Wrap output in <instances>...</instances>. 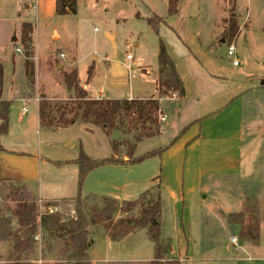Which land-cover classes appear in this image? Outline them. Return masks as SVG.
I'll list each match as a JSON object with an SVG mask.
<instances>
[{
  "label": "rangeland",
  "instance_id": "374dc122",
  "mask_svg": "<svg viewBox=\"0 0 264 264\" xmlns=\"http://www.w3.org/2000/svg\"><path fill=\"white\" fill-rule=\"evenodd\" d=\"M54 2L0 0V65L5 70L2 98L10 102V113L16 121L23 105L18 99L27 100L25 108L29 113L22 120L26 122L37 109V103L31 100L36 88L45 85L51 95L62 98L67 91L58 87V83L72 71L77 73L80 85H86L94 96L101 87L105 93L109 92L111 87L104 83L109 62L115 68L113 78L122 86L115 94L106 93L104 97L127 96L131 88L135 94L146 96L142 100L155 98L157 91L154 92L153 86L155 81L157 87L160 42L183 82L187 97L182 100L177 94H169L161 99L160 109L167 115L164 123L158 118L161 134L143 139L132 155L129 144L138 129L134 122L126 121L109 135L83 123L59 130L60 116L56 112L66 113L64 104L70 102L52 103L41 116L40 135L33 132L23 143L27 151H40L45 161L61 162L78 158L80 152L96 161L112 157L127 161L125 156L140 159L163 150L134 164L106 165L98 167L101 172L90 171L82 187L83 212L87 218L92 221V207L102 197L119 203L134 201L155 185H166L162 189L160 217L161 236L171 242L166 261L264 264V113L260 114L263 109L259 107L260 113L250 115L251 103L244 102L242 137L228 154L217 152L210 142L195 145L197 138L192 136L193 131L185 135L195 126L200 132L201 120L221 109L230 91H247L251 96V88L264 81V0H177L176 16L168 14V0H77L76 14L63 16L55 14ZM230 19H235L238 27L231 42L225 34ZM21 20L34 26L33 79L25 75L21 26H18ZM150 21L156 24L154 28ZM224 38L225 42H220ZM230 44L235 48L238 67L233 66V58L227 55ZM90 67L92 77L87 81ZM263 99L264 93L257 96V101ZM220 119L215 124H220ZM173 121L179 123L180 133L176 137L170 136L171 129L166 126ZM173 132L174 136L178 133ZM176 143L182 144L181 151L163 157L165 150ZM215 169L222 170L216 180L209 176ZM39 174L40 183L38 180L31 186L24 183L37 199L49 201L48 193H57L62 200L77 196L76 184L72 188L61 184L57 173H51L45 165ZM151 177L157 180L153 182ZM7 182L0 183V218L11 216L15 206L12 193L21 188L19 182ZM158 193L161 190H154L145 204L150 205ZM73 207L74 203L68 201L55 209L57 213L73 216ZM140 213L137 208L128 214L114 215V220L139 218ZM236 214L242 215V223L229 218ZM246 226L251 227L252 239L248 236L242 239ZM10 228L16 230L14 220ZM87 230L92 243L90 264H149L154 260L155 247L145 230L136 231L120 242L110 241L106 227L98 222L90 223ZM49 234L39 226L31 264H66L60 250L63 240L52 239ZM12 244L11 236L0 239V264L5 262Z\"/></svg>",
  "mask_w": 264,
  "mask_h": 264
},
{
  "label": "trees",
  "instance_id": "16d2710c",
  "mask_svg": "<svg viewBox=\"0 0 264 264\" xmlns=\"http://www.w3.org/2000/svg\"><path fill=\"white\" fill-rule=\"evenodd\" d=\"M177 3V0H168V14L170 16L177 15ZM76 10L77 0H55V13L58 16L74 15ZM230 21V26L225 32L230 37L228 39L229 42L232 41V37L238 30L235 19H230ZM150 24H152L151 21ZM155 25V23L152 24L153 28ZM33 32L34 26L31 22H23L21 24L20 45L24 50V68L28 79H33L34 77V64L32 62L34 57ZM157 64V96L147 100L91 99L80 86L75 71L65 74L63 82L66 89L73 93L74 101H72L73 103L64 104L67 113L64 110L58 111L60 114L58 127H69L74 121H79L85 125L97 127L103 133L109 135L113 129L123 126L126 121L134 122L138 129L136 128L137 134L134 136L133 142L129 144V154L132 155L136 145L143 139L161 134L160 126L158 125V118L161 114V99L169 94H177L180 97L184 95L183 83L162 42H160L159 46ZM92 71V67L87 70V81L92 77ZM2 86L3 67L0 65V154L3 151L1 138L7 135L9 130L10 111V102L1 99ZM45 105V103H40L39 105L40 117L45 112ZM65 114H67L66 117H64ZM162 151L147 154L140 159H132L125 156L128 159L127 161L119 160L115 157L96 161L89 159L83 152H80L75 162L78 166L77 196L74 199L42 201L44 212L41 216H39L36 196L31 194L26 185L20 184L21 188L19 191L14 189L12 193L15 206L11 209V216L0 218V239L6 240L11 236L13 240L11 249L3 264H31L36 249V237L39 226H42L46 232L50 233V238L63 240V247L60 250L61 257L66 264H90L89 249L92 243L88 238L87 227L90 223L94 224L97 222L106 227L108 239L114 242H119L136 231L145 230L148 240L155 247L154 260L149 264H180L178 260H165L171 251V242L161 236L162 200L160 193L156 195L155 200L150 205L145 204L147 197L154 190L158 189L160 191L161 186L159 184L155 185L151 191L148 190L141 194L134 201L119 203L108 197H102L98 204L99 206L92 207V221L83 212L85 200L82 197V187L90 171L106 165L134 164L147 157L159 155ZM0 183H6L5 180L1 179V176ZM68 201L74 203L73 216H65L57 212L48 214L50 208H57L61 203ZM137 208H140L141 211L139 218L127 217L114 220V215L128 214ZM229 218L237 224L242 223L241 214L230 215ZM13 220L17 225L15 231L10 228ZM38 220H40V223ZM250 230V226L243 227L242 239L246 236L253 238Z\"/></svg>",
  "mask_w": 264,
  "mask_h": 264
},
{
  "label": "crops",
  "instance_id": "0c3cea01",
  "mask_svg": "<svg viewBox=\"0 0 264 264\" xmlns=\"http://www.w3.org/2000/svg\"><path fill=\"white\" fill-rule=\"evenodd\" d=\"M33 5H35V3ZM54 11H55V2H54ZM23 22H27V21H25V20L19 21L18 26H21V24ZM109 63H110V64H108L109 69L106 72L102 71V72L106 73V79H108V80H106L104 77H103V79H105L104 83H106V84L108 83L109 86L111 87L110 91L109 92L107 91L106 93L115 94V91L120 90L119 86L120 85L122 86V84L120 81L119 82L115 81V79L113 78L116 75V73L114 71L115 68L112 66L111 62H109ZM238 66H234V67H238ZM94 69H95V67H94ZM4 72H5V70H4V66H3V83H4ZM104 83H103V85H104ZM79 84H80V81H79ZM35 85H36V83H35ZM58 87H60V88L62 87V88L66 89L63 81L58 83ZM81 87L87 92L88 97L91 99H109V100L138 99V100H142V99L146 98L145 95L140 96V95L135 94V92L133 90H131V88L129 89L127 96H125V94H123L117 98H107V97H104V94H106V93L103 91L102 87L97 90V93H95V96L93 95V93L90 90L87 89L86 85H82ZM155 88H156V85H155V81H154V86H153L154 92H156ZM61 91H62V89H61ZM66 91H67L66 96H64L62 98H56L55 95L50 94V90L48 87L45 88V85H42V86L39 85L36 88L34 99H31V100L35 101L36 98H39L40 102L37 103V109H36L35 114L33 116H31V118H29V120H27L26 122H22L23 118H25V116L29 113V110L27 108H26L27 112L23 113V108H25V104L27 103L26 102L27 100H25L24 98L18 99V101L20 103L22 102V104H23L20 111H19L18 120L20 122H18V120L16 121L15 118L13 116H11V113L9 111V130H8L7 135H5L1 138V145L3 147V151L0 154V176H1V179L6 181V183H8L7 181H9L10 183H14V182L18 183L19 182V184L20 183L22 185L27 184L30 186H31V183L35 182L36 180H38L40 183L41 178H40L39 171H40L41 167L45 165V167H47L51 173H53L55 175L57 173V175H58L57 178H59L61 180V184H66L67 186H69L71 188H72L73 184H76V186H77L78 166L75 163L77 157H74V158H71V159H68L65 161H61V162L60 161L59 162L58 161L57 162L56 161H49L48 162V161H45L44 159H42V157L40 156V154H41L40 151L37 152L36 150L35 151L33 150L32 152H28L26 149L27 145L23 144L28 139L27 138L28 136L33 135V132L35 135L36 134L38 136L40 135L39 134L40 124H41V117L39 114L40 103H43V104L45 103L46 104L45 107L47 108V107H50L52 103L57 104L56 102L66 103V102L74 101V98L70 97L71 95L73 96V93L68 91L67 89H66ZM263 91H264V81L260 82L259 87L251 88V90H250L251 96H249V94L246 93L247 91H245L243 93L242 92L241 93H239V92L232 93L230 91L231 95H230V97L227 98L228 101L223 105V107H221V109L215 111L214 113H210L204 119L201 120L200 132H199V128L197 126H195L185 135H188L189 133H191L193 131L192 136H194V137L196 136V138H197L196 142H194L195 145L199 146V145H203L202 143L209 144L208 142H210L211 148L216 149L217 152H219V153L222 152V153L228 154L231 151V149L233 150L234 146H236V142L241 140V137H242L241 130H242V120H243V113H244V107H243L244 102L247 101V102L251 103L250 115H251V113L253 116L256 115L257 113H260L259 111H261V109L259 107H261L263 109V111H261L260 114L264 113V99H263V102H261L259 100L257 101V96L264 93ZM149 93H151V92H149ZM227 93H228V91L226 92V95H227ZM252 93H253V97H252ZM257 93H258V95H257ZM2 94H3V86H2V90H1V99L4 100L2 98L3 97ZM153 95L154 94H151L150 96H153ZM186 97H187V92H186V89L184 87V95H183V97H180V98H182V100H184ZM174 99L168 98L166 100L172 101ZM254 101L256 103L255 106L253 105ZM160 105H161V101H160ZM160 110H162V109H160ZM56 113L60 116L59 112H56ZM161 114L167 118V115L163 114L162 111H161ZM177 114L179 115V111H177ZM66 116H67V114H65L64 117H66ZM259 116H261V115H259ZM262 116H264V115H262ZM220 117H221V119H220L221 125L218 123L215 124V122ZM164 122H166V119ZM225 122L227 124H224ZM77 124H81V123L79 121H74L73 124L70 125L69 127H64V128L60 127L59 130L69 129V128L76 126ZM168 125L171 129V132H169L170 136L176 137L180 133L179 132V130H180L179 129V123L175 122V121H173L171 123L167 122L166 126H168ZM173 130L178 132L175 136L173 134L174 133ZM186 140L184 138L183 142H186ZM36 143H37V145H39V140H37ZM212 144H213V146H212ZM181 145H182L181 143L172 144L170 147H168V149L165 150V154H163V157L169 156L170 154H171V156L176 155L177 153H179L181 151V149H182ZM33 149H34V146H33ZM124 159H126V158H124ZM164 159L165 158H163V163H164ZM230 161H232V163H235L236 160L234 158H231ZM54 169H56V170H54ZM92 171L93 172L94 171L101 172L102 170H99V168H97V169H94ZM92 171H91V173H93ZM221 171L222 170L215 169V171L209 173V176L216 180V178H220V176L222 175L220 173ZM91 173L88 175V177L91 175ZM55 175H54V177H55ZM150 180L155 182L157 180V177H154V178L151 177ZM24 183H26V184H24ZM56 185H60V182ZM56 185H54V186H56ZM38 186H40V185H38ZM165 188H166V185H163V187L161 185V189H160L161 194L160 195H162V189L164 190ZM58 196L59 195H57V193H48L46 195V198H49L48 199L49 201L62 200V198H60ZM171 196L175 198V201L177 200L175 195L171 194Z\"/></svg>",
  "mask_w": 264,
  "mask_h": 264
},
{
  "label": "built area",
  "instance_id": "2783aa9c",
  "mask_svg": "<svg viewBox=\"0 0 264 264\" xmlns=\"http://www.w3.org/2000/svg\"><path fill=\"white\" fill-rule=\"evenodd\" d=\"M32 7L35 8V6H32ZM227 55H228L229 58H233V60H232L233 66H238L239 65L238 60L235 59V48H234V46L232 44L228 45V47H227ZM61 58H63L62 55H61ZM127 60L129 62L131 61L130 56H127ZM35 101H36V103H39L40 102V99L39 98H36ZM26 112H27V109L26 108H23V113H26ZM159 118H160V120L162 122H164L165 119H166V117L164 115H162V114H160V117ZM37 206H38L39 213H41V211H44V208L42 206V200L40 198L37 199ZM54 212H56V209L55 208H50L48 210V213H50V214H52ZM232 242H235V240H232Z\"/></svg>",
  "mask_w": 264,
  "mask_h": 264
},
{
  "label": "water",
  "instance_id": "95a60500",
  "mask_svg": "<svg viewBox=\"0 0 264 264\" xmlns=\"http://www.w3.org/2000/svg\"><path fill=\"white\" fill-rule=\"evenodd\" d=\"M12 40L14 41L15 40V37H13ZM220 42L224 43L225 42V38L224 39H221ZM58 69H61V66H59Z\"/></svg>",
  "mask_w": 264,
  "mask_h": 264
}]
</instances>
